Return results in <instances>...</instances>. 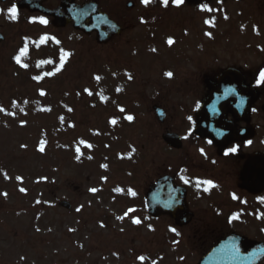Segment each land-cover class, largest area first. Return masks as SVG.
I'll use <instances>...</instances> for the list:
<instances>
[{
    "label": "rangeland",
    "instance_id": "1",
    "mask_svg": "<svg viewBox=\"0 0 264 264\" xmlns=\"http://www.w3.org/2000/svg\"><path fill=\"white\" fill-rule=\"evenodd\" d=\"M128 1L112 0L111 6L127 10ZM133 2L128 19L141 9ZM208 8L214 10L212 4ZM168 13L155 20L152 40L144 42L136 24L101 48L71 28L55 31L40 24L41 18L23 17L39 45L21 63L44 62L36 71L17 66L24 40L13 32L0 47V264H198L226 233L221 216L199 214L185 229L168 218L148 217L142 201L148 187L172 173L160 142L165 128L174 125L172 118L157 122L152 108L167 107L173 117V109L185 107L182 99H198L189 93L195 86L185 82L197 59L211 76L229 65L230 53L243 49L255 65L264 47V23L252 17L236 28L222 19L224 10L201 16L195 5L176 3ZM164 18L169 22L159 26ZM254 29L262 37L254 39ZM197 50L199 55L189 54ZM50 56L60 64L53 79L45 67ZM62 201L71 211L60 208ZM137 218L139 225L133 223ZM263 226L259 216L236 232L264 240Z\"/></svg>",
    "mask_w": 264,
    "mask_h": 264
},
{
    "label": "flooded vegetation",
    "instance_id": "2",
    "mask_svg": "<svg viewBox=\"0 0 264 264\" xmlns=\"http://www.w3.org/2000/svg\"><path fill=\"white\" fill-rule=\"evenodd\" d=\"M19 0H0V19L7 15L9 10ZM86 0H77L78 3H85ZM57 0H49L48 6L54 7ZM255 17L264 22V0H255ZM23 12H18V15ZM7 26L0 25L4 31ZM20 32L23 31L19 23ZM257 66L252 69L250 57L245 50L238 53V57L231 65L238 69L244 80L240 86L241 93L245 94V88L254 87L259 94V100L252 106L250 122H236L234 116L243 109V103H237L238 99H222L215 105L214 114L225 115L229 122L233 123V129L237 132H251L252 136L229 144L217 145L210 139H198L193 136L196 125L197 114L204 99H184L181 109H174V115L180 118L179 129L183 135V150L179 152L178 159H169L167 164L172 168V173L178 183L187 190L191 209L196 215H227L239 204L236 200H249L251 195L243 190L241 172L247 160L255 155H264V82L261 74L264 73V56L256 57ZM252 69V70H251ZM204 74L195 76V85L198 88L203 84ZM234 85L237 80H233ZM245 101L246 99H240ZM193 124V127H192ZM252 124H255L252 127ZM182 126V127H181ZM181 128V129H180ZM227 130L229 128H220ZM230 130V129H229ZM235 149V151H232ZM222 151V152H221ZM176 166V167H175ZM187 181V183L185 182ZM211 181V185L205 183ZM235 197V198H234Z\"/></svg>",
    "mask_w": 264,
    "mask_h": 264
},
{
    "label": "water",
    "instance_id": "3",
    "mask_svg": "<svg viewBox=\"0 0 264 264\" xmlns=\"http://www.w3.org/2000/svg\"><path fill=\"white\" fill-rule=\"evenodd\" d=\"M45 0H24L19 5V8H27L29 10H41L40 6ZM189 2H197L200 0H188ZM61 10L54 13H47L53 15L55 27H65L70 22H75L77 29L90 34L97 32L100 42L109 41L114 35H118L120 30L109 20L105 18L100 11L85 7L83 10H78L74 6L63 4ZM228 75V72L225 74ZM229 76H225L228 79ZM224 79V80H225ZM226 85H221L220 89L223 90ZM213 99H225L219 94L218 89L211 88V94L208 100L205 102L204 109L207 110V106L210 105ZM204 112V110H203ZM202 112V113H203ZM209 118L199 114V126L203 127L202 123H209ZM213 121V120H211ZM208 133V132H205ZM212 136L211 134H205ZM172 188V187H171ZM173 189V188H172ZM147 204L149 208V214L153 217H159L164 214H169L175 219L176 224L180 227L190 222V217L187 210H185L182 201L177 196L175 190H169V184L167 180H161L158 184L150 189L147 194ZM170 199L175 200V204L169 207L166 202ZM63 207L69 208L68 204H62ZM245 241L237 236H230L218 246H216L206 257H204L200 264H260L264 260V244H258L252 246L248 251L244 250Z\"/></svg>",
    "mask_w": 264,
    "mask_h": 264
},
{
    "label": "snow or ice",
    "instance_id": "4",
    "mask_svg": "<svg viewBox=\"0 0 264 264\" xmlns=\"http://www.w3.org/2000/svg\"><path fill=\"white\" fill-rule=\"evenodd\" d=\"M184 2H185V0H175V3H176L177 6L182 5ZM142 3H143L145 6H147L148 4L151 3V0H142ZM163 3H164L165 6H167L168 3H169V0H163ZM206 10H207V11H211L210 8H208V9H206ZM8 15L10 16L11 19L16 20V19L18 18V9H17L15 6H13V7L9 10ZM225 18H227V17H225ZM33 22L35 23L36 21H33ZM39 23H40V24H43V25H47V24H48V21H47L46 19L41 18V19L39 20ZM206 23H207V22H206ZM45 39H48V38L45 37ZM167 43H168L169 45H172V44L174 43V41L170 38V39L167 41ZM154 51H155V50H154ZM26 52H27V48H26V47H25V48H22V49L20 50V55H17V56L15 57V61H16V63L19 64V65H20L21 67H23V68H27V67H28L27 64H22V63H21V56L24 55ZM65 55L67 56V55H69V54H68V53H65ZM61 67H63V65H61ZM168 75L171 76L172 74H171V73H168ZM34 79H38V77H34ZM95 79L98 81V80H100V77H99V76H96ZM129 79H131V76H129ZM261 80H262V82H264V73L261 74ZM85 92H87L88 95H92V92H91L90 90H88V89H85ZM41 95H44V93L41 92ZM71 110H72V109H69V111H71ZM3 111H5V109L0 108V112H3ZM120 111L123 112L124 109L121 108ZM61 119H62V118H61ZM126 119H127L129 122H132V121L134 120V117L131 116V115H128V116L126 117ZM110 123L113 124V125H115V124L117 123V121H116L115 119H112V120L110 121ZM73 127H74V125H73ZM43 150H44L43 147H41V148H40V151H43ZM232 151H235V149H233ZM6 178H8V177L6 176ZM17 179H21V180H22V178H19V177H18ZM185 182L187 183V181H185ZM205 183H208L209 185H211L212 182H211V181H206ZM19 190H20V192H22V193H25V192H26V190H25L24 188H20ZM91 191L95 192L96 190H95V189H92ZM3 195L6 197V196H7V193H4ZM133 195H135V193H133ZM234 198H235V197H234ZM79 210H80V209H78V211H79ZM234 219H235V217H234ZM133 223L139 225V224L141 223V220L137 218V219H135V220L133 221ZM172 231L175 232L176 230H175V229H172ZM177 235H179V233H177ZM140 259L143 261V260H144V257H140Z\"/></svg>",
    "mask_w": 264,
    "mask_h": 264
}]
</instances>
